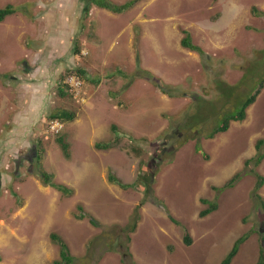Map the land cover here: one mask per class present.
<instances>
[{
  "label": "rangeland",
  "instance_id": "obj_1",
  "mask_svg": "<svg viewBox=\"0 0 264 264\" xmlns=\"http://www.w3.org/2000/svg\"><path fill=\"white\" fill-rule=\"evenodd\" d=\"M85 4L0 0V8L17 10L0 23V264H53L60 259L53 233L69 245L73 264H221L243 236L232 264H258L264 223L245 162L264 137V88L245 121L207 135L238 105L229 86L243 100L253 93L238 85L261 70L245 68L262 58L264 16L252 8L264 12V0H142L117 14L95 6L85 14ZM184 30L206 56L182 46ZM79 68L83 106L58 95L65 74ZM140 68L177 95L136 77ZM62 110L78 114L59 135L71 144L70 160L59 136L46 135L50 116ZM113 125L123 132L120 144L97 149L114 137ZM257 170L264 176V162ZM43 171L74 194L45 186ZM110 172L130 187L110 183ZM203 200L217 210L203 215ZM78 204L100 227L75 218Z\"/></svg>",
  "mask_w": 264,
  "mask_h": 264
},
{
  "label": "trees",
  "instance_id": "obj_2",
  "mask_svg": "<svg viewBox=\"0 0 264 264\" xmlns=\"http://www.w3.org/2000/svg\"><path fill=\"white\" fill-rule=\"evenodd\" d=\"M142 0H129L128 2L124 4H113L110 2V0H86L85 8H84V13L88 14L91 11L92 6H97L102 9H106L108 11H112L114 13H122L125 11H128L132 9L134 6H136L138 3H140ZM16 7L14 5H8L5 8H0V23L3 22L6 18L9 16H12L13 14L16 13ZM252 14L261 17L264 16V12L260 11L257 7L252 8ZM184 38L182 40V46L186 49H189L190 51L196 52L201 56H206L205 51L197 44L194 43L193 41V36L192 33L189 30H184ZM80 50L78 48V41L75 40V47H74V52L80 54ZM262 58L257 59L255 62L251 63L248 65L245 70L251 71V66L256 65L258 66V70L255 73L252 74L251 77H245L241 81V83L238 85L239 91H247L249 88H253V93L247 98L243 100V95L236 91L234 93V90L236 88L229 86L227 89L231 91V95L229 96V99L232 100L234 103L238 102V105L235 107V111L231 112L229 116H226L224 120L212 129L211 133L208 136L209 139L215 138L218 134L221 133H226L230 127L232 122H243L248 115V109L251 107L256 101L258 96L261 93V89L264 87V50L262 51L261 54ZM70 71V70H69ZM67 72V74L69 73ZM76 72L81 74L84 77L85 72L82 69H77ZM120 74L124 75L126 78L129 76L126 75L124 72L119 71ZM144 76L150 77L154 83L156 84L157 87L160 89L164 90V92L170 96H175L177 87H170V89L164 88V86L161 85V83L158 81V79L150 72L143 70L140 68L137 71L136 77H142V74ZM65 76L62 78L65 80ZM133 79V77H132ZM248 81L247 85H244L245 81ZM255 86V88H254ZM233 88V89H231ZM223 93H225L228 90L223 89ZM238 92V93H237ZM244 92V93H245ZM58 95L62 99H67L70 96L68 86L66 84H61L58 86ZM240 100V101H239ZM234 105V104H232ZM194 108V107H193ZM196 109V108H194ZM202 110V109H201ZM50 118L52 119H61L64 122H74L78 118V114L75 111H70V110H62V111H55ZM205 119H211L210 116L207 114ZM112 133L114 135L113 138H111L108 142H100L96 144V148L99 150H109L112 148L117 147L120 142H121V133H123L116 125H113L111 127ZM57 143L59 144L63 154L65 155L66 159L70 160L72 158V151H71V144L67 140L66 135H61L56 139ZM198 147L199 150H201V154L203 155L204 152L201 148L200 143H197V152H198ZM255 149H256V154L253 158L247 160L245 162V169L249 168L252 166L250 173L253 174L256 178V183L253 191V198L255 199L258 209L261 212V215L263 217V223H264V197L261 195V190L264 188V176L258 172V168L261 166V164L264 162V137L260 138L257 140L255 144ZM205 156V155H204ZM208 158L207 156H205ZM39 159H41L39 157ZM147 172V171H146ZM242 172L237 173L224 187L223 189L226 188H231L234 187L235 183L240 179ZM41 180L45 186H50L53 187L54 189L62 192L64 195L71 196L73 195L74 191L72 188H69L63 184H58L54 182L55 176L53 174H50L46 171L41 172ZM142 179H145L147 184H151V175L147 172V176L142 177ZM109 182L111 183H116L119 184L120 187L122 188H129V184H125L122 182L113 172H110L109 175ZM150 189H148V192ZM205 204L209 205V208L203 212V215L210 214L214 211L217 210V204L216 202H210L207 200L202 201ZM135 215V214H134ZM74 216L76 219L79 220H84L87 219L90 224L94 227H100V222L98 219L87 210L85 205L83 204H78L76 207V212L74 213ZM134 217H137V214L133 216L132 221L130 226H128L129 229H131L132 232H135L137 229V223L138 221H134ZM174 221V220H173ZM177 223V222H176ZM178 224V223H177ZM51 239L54 243L58 244L60 246V259L55 261L53 264H73L74 257L72 256L71 249L69 248V245L67 242L61 238L59 235L53 233L51 235ZM248 238L243 236L239 238L233 245L231 251L228 253V255L225 257V259L222 261L221 264H232L233 260L236 258V256L239 253V250L241 246L246 242ZM185 242L186 244L190 245L191 240L189 238V233L186 232V237H185ZM264 242V241H263ZM258 264H264V244L261 248V254H260V259Z\"/></svg>",
  "mask_w": 264,
  "mask_h": 264
},
{
  "label": "built area",
  "instance_id": "obj_3",
  "mask_svg": "<svg viewBox=\"0 0 264 264\" xmlns=\"http://www.w3.org/2000/svg\"><path fill=\"white\" fill-rule=\"evenodd\" d=\"M66 83L76 102L81 105L86 104L87 99L84 95V81L82 78L77 73L73 72L67 77ZM63 130L64 123L59 119H53L48 123L47 133L50 135L60 134Z\"/></svg>",
  "mask_w": 264,
  "mask_h": 264
},
{
  "label": "clouds",
  "instance_id": "obj_4",
  "mask_svg": "<svg viewBox=\"0 0 264 264\" xmlns=\"http://www.w3.org/2000/svg\"><path fill=\"white\" fill-rule=\"evenodd\" d=\"M128 2V1H127ZM126 3V2H125ZM95 7H97V6H95ZM99 8V7H98ZM92 9V8H91ZM100 9H102V8H100ZM106 10V9H105ZM89 14V13H88ZM85 53V54H84ZM87 53V54H86ZM81 55L83 56V57H87V56H89L90 55V53H89V51L88 50H85V49H83L82 51H81ZM73 72H75V73H77L81 78H82V80L84 81V95H85V98H87V94H86V81H85V78L81 75V74H79L78 72H76V70H70L69 71V73L67 74V76L65 77V80H64V84H66L67 85V83H66V79H67V77L71 74V73H73ZM68 86V85H67ZM264 88V87H263ZM263 88L261 89V91L263 90ZM68 90H69V93H70V96H71V98L76 102V100L74 99V97H73V95L71 94V92H70V89H69V86H68ZM261 94V93H260ZM260 96V95H259ZM258 96V97H259ZM258 99V98H257ZM77 103V102H76ZM87 103H88V100H87ZM86 103V104H87ZM256 103V102H255ZM254 103V104H255ZM78 104V103H77ZM253 104V105H254ZM78 105H80V106H83V105H81V104H78ZM85 105V104H84ZM250 108V107H249ZM51 120H53L52 118H50L49 120H48V123L51 121ZM59 120H61V119H59ZM63 123H64V130H65V127H66V122H64L63 120H61ZM245 121V120H244ZM234 123V122H233ZM238 123V122H237ZM47 127H48V124L46 125V135L48 136V135H50L49 133H47ZM63 130V131H64ZM63 131L60 133V134H62L63 133ZM60 134H56V135H51V136H59ZM260 139V138H259ZM258 140V139H257ZM199 142V141H198ZM257 142V141H256ZM256 144V143H255ZM201 145V144H200ZM197 150V149H196ZM256 150V149H255ZM108 181H109V179H108ZM111 183V182H110ZM112 184H114V183H112ZM116 184V183H115ZM63 185H65V184H63ZM65 186H67V185H65ZM68 187V186H67ZM69 188H71V187H69ZM73 189V188H72ZM73 191H74V189H73ZM74 194V193H73ZM87 220V219H86Z\"/></svg>",
  "mask_w": 264,
  "mask_h": 264
},
{
  "label": "crops",
  "instance_id": "obj_5",
  "mask_svg": "<svg viewBox=\"0 0 264 264\" xmlns=\"http://www.w3.org/2000/svg\"><path fill=\"white\" fill-rule=\"evenodd\" d=\"M36 107H37V108H39V106H38V105H36ZM31 110L33 111L34 109H33V108H31ZM34 111H38V110H34ZM111 132H112V130H111Z\"/></svg>",
  "mask_w": 264,
  "mask_h": 264
}]
</instances>
